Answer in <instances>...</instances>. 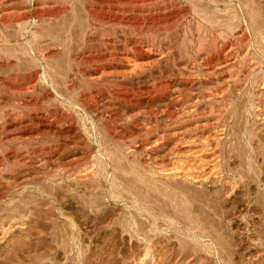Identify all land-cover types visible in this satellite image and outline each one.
Returning <instances> with one entry per match:
<instances>
[{
	"label": "bare ground",
	"instance_id": "obj_1",
	"mask_svg": "<svg viewBox=\"0 0 264 264\" xmlns=\"http://www.w3.org/2000/svg\"><path fill=\"white\" fill-rule=\"evenodd\" d=\"M108 1L86 0L83 17L72 15L58 45L48 27L76 7L0 0V245L29 231L26 213L62 191L78 194L88 219L101 215L95 208L106 198L148 243L164 226L190 227L187 208L204 203L208 190L232 186L230 71L249 59L258 37L264 42V0ZM157 29L185 41L183 51L196 57L214 91L197 101L192 74L158 67ZM62 41L65 76L50 63ZM262 64L247 69L262 71ZM262 77L254 82L252 114L264 120ZM29 190L40 192L36 203L20 198Z\"/></svg>",
	"mask_w": 264,
	"mask_h": 264
},
{
	"label": "rangeland",
	"instance_id": "obj_2",
	"mask_svg": "<svg viewBox=\"0 0 264 264\" xmlns=\"http://www.w3.org/2000/svg\"><path fill=\"white\" fill-rule=\"evenodd\" d=\"M39 1L54 4L57 7L58 5L68 8L72 5L76 7L74 12L67 10L63 15L57 16L54 23L52 22L54 25L50 23L51 27H48L47 32L51 36L49 37L54 41L58 39L59 43H56L60 45L61 38L65 41L66 24L71 23L72 15L74 14L79 19L83 17L81 10L86 0ZM96 1L103 2V0ZM25 2L28 6H32L34 0H25ZM157 30L159 33V29ZM161 33L160 35L155 34L158 44L160 43V51L157 54L160 61L158 67L166 73L170 70L169 73L174 74L175 72L176 75L178 73L188 74L187 76L192 74L189 77L195 78V83L198 80L197 85L195 84L196 88H193V95L196 94L200 98H197V101L202 100L204 92L206 95L214 91V84H208L204 76L197 72L196 57L183 51L182 45L185 41L182 39L181 44V39L174 41L170 35ZM260 38L258 37L254 46L250 48L249 61L242 62V64L238 61L231 70L232 72L230 71V80L236 84L230 83L234 85L228 88L227 97L228 99L230 97L232 107L225 117L229 120L233 115L230 122L234 121L232 124L229 122L230 129H227L228 147L231 148L230 157L228 154L230 161L228 165L231 171L230 182L233 187L228 185L223 190H206L208 197L205 196L203 204H197L195 209L190 206L189 211L188 208L185 210L184 216L188 215L189 219L190 215L192 221L186 219L187 217L182 219L186 222L190 221V227L188 225L178 226L179 223H174L173 229L170 230L164 226L162 230L157 229L153 231L154 233H149L148 237H152V240L146 243L142 241V234H138L137 223L132 217L126 215V212L124 213L126 217L123 214H117L111 207L112 203L106 198H100L101 200H98L100 205L98 204L95 208L101 215L88 219L87 214L85 215L84 210L81 209L82 206L78 205L73 197L76 193L73 195L62 191L64 193L54 195L52 197H55L54 199L51 198L52 204L49 202L48 205H41L35 204V198L40 192L29 190L20 195V198L35 202L34 207L28 211L30 214L26 213L30 217L28 219L29 231L27 229L26 231L24 229L15 231L10 238L11 242L0 245V264H264V120L252 114L256 95L254 82L264 76V70L260 71L259 67L253 71L247 69L248 65L254 61H262L264 69V54H262L264 53V42ZM63 41L61 49L64 47ZM177 45H181L182 48ZM61 49L58 56L50 59V63L56 69L58 67L62 76H65L69 67L64 49L62 51ZM40 70L42 72V68ZM244 76L247 77V81L242 90L237 92ZM55 87L60 91L63 90L58 84ZM48 88L53 93L50 85ZM260 89L258 93L262 94L264 87ZM222 96H217V103L222 102ZM189 98H191L189 94L182 96L183 101ZM87 127L90 128V124ZM18 192L21 191L18 190L16 193ZM120 205L123 204L120 203ZM1 211L3 213L0 207V213Z\"/></svg>",
	"mask_w": 264,
	"mask_h": 264
}]
</instances>
